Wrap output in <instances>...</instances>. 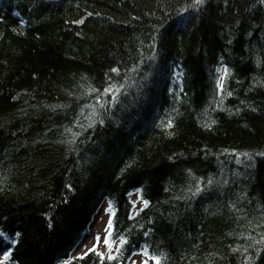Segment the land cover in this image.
<instances>
[{
	"label": "trees",
	"instance_id": "1",
	"mask_svg": "<svg viewBox=\"0 0 264 264\" xmlns=\"http://www.w3.org/2000/svg\"><path fill=\"white\" fill-rule=\"evenodd\" d=\"M103 202L115 258L72 255ZM0 236L264 264V0H0Z\"/></svg>",
	"mask_w": 264,
	"mask_h": 264
},
{
	"label": "rangeland",
	"instance_id": "2",
	"mask_svg": "<svg viewBox=\"0 0 264 264\" xmlns=\"http://www.w3.org/2000/svg\"><path fill=\"white\" fill-rule=\"evenodd\" d=\"M130 196L133 204L135 206H140L141 201L140 199H138L137 194L133 193ZM107 214L108 212L106 210V203L103 202L98 207L95 214L93 215L87 233L82 237V240L76 245V247L72 251V255L81 254L86 250L93 248L94 246L96 249H99L103 252L106 251V247L108 246L104 244V237L106 234V227H107L106 226ZM97 236L100 237L99 242H97L96 240ZM8 250H9V242L7 240H3L0 237V263L4 261V257L7 254ZM133 261H135V264H144L145 261L147 262V264L153 263V260L148 256H146L145 254H143L141 250H138L131 256L129 260V264H133Z\"/></svg>",
	"mask_w": 264,
	"mask_h": 264
},
{
	"label": "snow or ice",
	"instance_id": "3",
	"mask_svg": "<svg viewBox=\"0 0 264 264\" xmlns=\"http://www.w3.org/2000/svg\"><path fill=\"white\" fill-rule=\"evenodd\" d=\"M202 2H203V0H196V3H202ZM114 71H115V69H114ZM224 72H225V75H226V74H227V69H225ZM218 86H219L221 89H223V86H224V77H223V76L220 77V79H219V81H218ZM229 94H230V93H229ZM145 203H147V202H145ZM111 226H112V220L109 219V221H108V229H109V230L107 231V235L104 237V244L107 245L108 248H109V254L107 255V259H109V260L115 258V257H113V256L110 254V252H111V244H110V239H109V238H110V236H111V231H110ZM96 240H97V242H99V241H100V237L97 236V237H96ZM120 243L123 244V243H125V241H124V240H121ZM89 251H93V252H95V251H96L95 246H94L92 249H90ZM116 251L119 252L120 249L117 248ZM144 254L147 255V249L144 250ZM100 255H101L102 258H103L104 254H100ZM150 258L155 260V264H160V258H159V257H150ZM5 259H7V256H5ZM133 264H135V261H133ZM144 264H147V262L145 261Z\"/></svg>",
	"mask_w": 264,
	"mask_h": 264
}]
</instances>
